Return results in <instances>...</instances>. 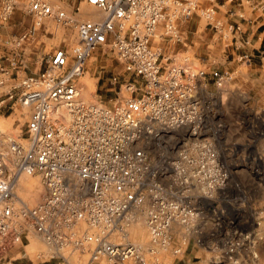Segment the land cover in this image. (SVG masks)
<instances>
[{
    "label": "built area",
    "instance_id": "built-area-1",
    "mask_svg": "<svg viewBox=\"0 0 264 264\" xmlns=\"http://www.w3.org/2000/svg\"><path fill=\"white\" fill-rule=\"evenodd\" d=\"M86 1L103 15L77 23L78 42L71 51L58 48L46 54L41 70L7 90H2L0 76V97L6 98L0 105L16 96L30 109L24 136L8 143L15 158L12 171L0 151V264L34 234L57 250H88L90 264H150L141 245L112 237L121 234L133 211L148 202L152 242L166 245L172 241V223L191 227V187L208 183L209 143H193L198 174L185 176L176 161L188 141L204 136L200 104L190 93V82L182 78V68L163 66L160 50L151 45L160 24L162 36L178 40V23L193 16L198 0ZM16 5L17 0H0V26ZM200 9L210 12L212 19L210 9ZM27 12L32 20L29 37L54 13L50 0H28ZM105 45L141 80L139 87H131L138 90L135 96L109 108L77 99V80L87 59ZM3 58L0 75H11L17 63L11 58L6 66ZM59 103L67 121L62 120L66 117ZM158 152L164 156L161 163ZM20 174L40 177L44 194L37 204L28 205L15 193ZM170 176H176L173 191L166 183ZM224 180L218 174L217 182ZM155 261L151 264H176Z\"/></svg>",
    "mask_w": 264,
    "mask_h": 264
},
{
    "label": "rangeland",
    "instance_id": "rangeland-1",
    "mask_svg": "<svg viewBox=\"0 0 264 264\" xmlns=\"http://www.w3.org/2000/svg\"><path fill=\"white\" fill-rule=\"evenodd\" d=\"M50 2L53 15L29 37L32 20L27 12L28 0H17L8 20V33L3 37L6 41L0 43L4 64L9 66V60L14 58L17 66L11 75H0L2 90L41 70L46 54L58 48L71 51L78 42L77 23L92 19L91 11L102 13L86 0ZM198 3L191 19L178 23V40L162 36L164 26L160 24L151 45L160 50L163 66L182 68V78L190 82V93L200 104L204 136L188 141L183 146L184 155L176 156V161L181 162L185 176L198 174L199 155L193 143H209L212 153L205 172L208 183L191 187V227L187 230L178 222L172 223V241L169 239L166 245L152 242L146 217L148 202L124 227L126 237L116 234L112 238L141 245L150 264L157 258L176 264H264V46L252 54L241 52V44L236 47V41H231V32L217 11L211 12L210 19V12H201L203 0ZM201 71L206 74L201 75ZM84 81L91 85L94 99L108 108L135 96L138 90L132 91L131 87L141 84L107 45L95 49L87 59L77 80L79 89ZM5 105H0V151L13 170L9 163L14 158L8 143L24 136L30 109L22 106L16 96ZM187 160H193V164ZM218 174L225 176L222 184L217 182ZM166 183L170 191L176 188V181ZM14 190L29 205L37 204L44 194L38 175L21 174ZM137 216L141 218L136 220ZM89 256L88 250H57L34 234L3 263L90 264Z\"/></svg>",
    "mask_w": 264,
    "mask_h": 264
},
{
    "label": "crops",
    "instance_id": "crops-1",
    "mask_svg": "<svg viewBox=\"0 0 264 264\" xmlns=\"http://www.w3.org/2000/svg\"><path fill=\"white\" fill-rule=\"evenodd\" d=\"M203 2L205 8L216 10L220 19L224 20L223 23L231 32V41L233 39L236 41V47L241 44V52L249 51L252 54L264 46V0H203ZM208 22H212V26L215 25L213 21ZM9 27L8 21L1 25L0 43L6 41L3 37L7 35ZM2 55L4 53L0 46V56Z\"/></svg>",
    "mask_w": 264,
    "mask_h": 264
},
{
    "label": "bare ground",
    "instance_id": "bare-ground-1",
    "mask_svg": "<svg viewBox=\"0 0 264 264\" xmlns=\"http://www.w3.org/2000/svg\"><path fill=\"white\" fill-rule=\"evenodd\" d=\"M50 4H51V2H50ZM51 6H52V4H51ZM52 8H53V6H52ZM53 10H54V8H53ZM90 13V15H89V17H91L92 19L94 18H99L101 15H102V13L101 12H98V11H91V12H89ZM223 87V86H222ZM225 88V87H224ZM223 88V89H224ZM77 99L78 100H80V101H83V102H85V103H89V104H95V105H100V102L98 101V100H96V99H94V97H93V95H92V88H91V85L88 83V82H86V81H84V82H82V84H81V86H80V89H79V95H78V97H77ZM63 104L62 103H59V111L60 112H62L64 115H65V117L66 118H62V120H65V121H67L68 120V115L66 114V112L64 111V110H62L61 108L63 107L62 106ZM26 108H28V107H26ZM54 116H56L55 115V113H54ZM1 132V131H0ZM7 136V135H6ZM8 137H10V136H8ZM168 149H169V147H168ZM171 149V148H170ZM169 149V151H176V150H170ZM11 152V151H10ZM7 154V153H6ZM12 154V153H11ZM162 157H164L163 156V154L162 153H160V152H158V158H157V161H158V163H161L162 161H164V159L162 158ZM14 158V157H13ZM9 164H11V166L13 167L14 166V168H15V158L13 159V161H11V163H9ZM167 164L170 166V170H173V172H174V169H171V165H170V163H168L167 162ZM8 166V165H7ZM13 168V169H14ZM10 169V168H9ZM10 171H12V170H10ZM169 172V171H168ZM21 175V174H20ZM20 175H18L17 176V178H16V181L14 182V186H15V184L17 183L18 184V181H19V177H20ZM176 181V176H170V179H168L167 178V181ZM23 200V199H22ZM24 201V200H23ZM25 202V201H24ZM26 203V202H25ZM146 203V202H145ZM29 205V204H28ZM144 205L145 204H143L140 208H138V209H135L134 211H133V213H132V217H133V215L136 213V212H138V211H140V210H143V207H144ZM146 215H147V211H146ZM131 217V218H132ZM147 217V216H146ZM141 217L140 216H137V218H136V220H138V219H140ZM133 221V220H132ZM121 234H123L124 236H125V234H126V230H124ZM126 237V236H125Z\"/></svg>",
    "mask_w": 264,
    "mask_h": 264
}]
</instances>
